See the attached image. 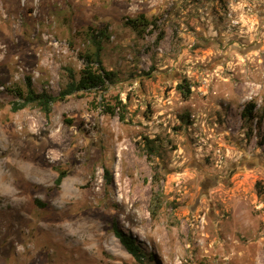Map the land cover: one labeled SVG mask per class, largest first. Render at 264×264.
<instances>
[{
    "label": "rangeland",
    "instance_id": "obj_1",
    "mask_svg": "<svg viewBox=\"0 0 264 264\" xmlns=\"http://www.w3.org/2000/svg\"><path fill=\"white\" fill-rule=\"evenodd\" d=\"M96 43L106 91L13 110ZM0 161V264H264V0H0Z\"/></svg>",
    "mask_w": 264,
    "mask_h": 264
},
{
    "label": "trees",
    "instance_id": "obj_2",
    "mask_svg": "<svg viewBox=\"0 0 264 264\" xmlns=\"http://www.w3.org/2000/svg\"><path fill=\"white\" fill-rule=\"evenodd\" d=\"M126 24L132 27L134 30L141 35L144 29L149 24L148 20L143 16L139 15L136 18L128 19ZM97 49L94 52H87L83 55V65L76 75L71 69L69 70L68 82L59 91L57 95L49 94L47 91L42 90L37 92L33 89L30 78H26L25 86L20 85L6 86L5 89L14 98L13 110H18L25 107L28 104H35L45 114H49L51 111L52 103L57 100H63L69 95L77 94L79 92H88L94 90L106 91L109 85L116 81V74L112 70L106 69L100 59L99 55V43H96ZM183 87L180 85V88ZM121 105L124 107L125 104L121 103L118 99L115 105L105 103L104 110L109 114H115L117 106ZM254 104L249 103L246 105L243 117L252 119V110ZM125 110V109H123ZM124 115L120 113V119L123 120ZM261 121V119H260ZM66 172L60 171L54 181L56 186H59L65 177ZM256 188L259 189L260 184H255ZM41 206L43 203L37 201ZM113 233L118 238L119 242L125 248V250L136 260L141 261L146 255L143 253L141 247L131 237L124 234L120 229L113 224Z\"/></svg>",
    "mask_w": 264,
    "mask_h": 264
},
{
    "label": "clouds",
    "instance_id": "obj_3",
    "mask_svg": "<svg viewBox=\"0 0 264 264\" xmlns=\"http://www.w3.org/2000/svg\"><path fill=\"white\" fill-rule=\"evenodd\" d=\"M5 161H0V164L4 163ZM7 163L11 164L13 161H6Z\"/></svg>",
    "mask_w": 264,
    "mask_h": 264
}]
</instances>
